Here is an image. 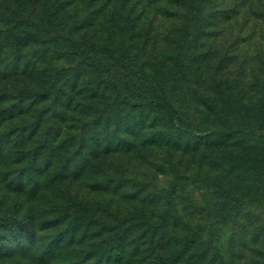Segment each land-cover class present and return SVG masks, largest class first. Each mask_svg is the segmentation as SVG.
I'll list each match as a JSON object with an SVG mask.
<instances>
[{"label":"rangeland","instance_id":"obj_1","mask_svg":"<svg viewBox=\"0 0 264 264\" xmlns=\"http://www.w3.org/2000/svg\"><path fill=\"white\" fill-rule=\"evenodd\" d=\"M51 1L50 7L56 0ZM206 1L202 3L203 11L192 13L190 3L175 5L171 0H78V10L85 13L84 16L91 9L98 10V35L94 40L97 57L104 63L109 61L112 68L118 70L115 78L122 73L124 77L119 83L123 95L116 102V113L110 115L113 121L109 123L108 135L117 134L116 122L124 125V130L138 128L143 122L146 128L140 131L139 141L146 137L169 136L173 128H177L183 143L201 145L194 154L143 144L141 152L135 156L136 163L122 175L123 179H129L128 186H132L128 195L127 190L116 191L111 186L120 175L115 168H109L102 176L94 175L103 171L102 167L92 168L101 165L99 159L88 164L80 181L85 186L84 198L101 203L100 215L95 212L92 216L96 223L89 233L102 226L107 229L117 223L116 218L131 220L144 216L143 199H157L161 208L154 213L155 218L157 214L163 216L164 210L169 215L178 211L179 224L174 234L180 242L193 234L199 238L196 230L204 227L200 239L206 243L184 250L180 264H246L255 256L252 249L264 246V206L257 207L252 202L247 208L234 209L235 201L254 198V186L264 185L258 176V172H264V144L257 138L260 132L256 128L258 107L264 104L263 74L257 72V69L263 71L257 62H264V8L256 12L258 18L255 19L246 14L247 7L243 4L247 0ZM217 15L228 23H219ZM65 20L69 21V16ZM250 58L257 61L250 62L247 67L245 63ZM85 69L95 74L99 72L88 66ZM104 88L100 86L99 98L103 99L97 101L98 106L87 108V116L79 115L89 123L88 136L96 126L90 122L98 120L101 111L116 97L114 87L105 91ZM11 90L10 100L0 102V194L8 195L6 209L9 212L14 205L24 203L21 214L25 216L28 195L10 188L16 185L24 163L18 153V138L29 131L28 126L39 121L31 118L35 112L4 118L9 110L19 105L18 91ZM153 97L157 100L168 98L178 106L180 116L164 112L157 107V102L147 100ZM79 117L72 118L77 128ZM48 119H44L46 122L33 140H43ZM105 121L99 131L104 130ZM152 123L156 125L150 127ZM244 124L247 127L244 133L231 132L234 126L243 128ZM24 125L28 129L22 132ZM68 134L77 136L74 129ZM224 134V139L220 140ZM206 141L207 145H203ZM70 151L72 153L74 148ZM258 152L261 156L256 155ZM48 153L39 159L47 160ZM248 153L251 162L243 164V157ZM78 158L81 163L85 160L84 155ZM243 165L247 166L246 173L241 172ZM96 181L108 187L104 191L93 189ZM231 184L241 186L233 190ZM250 187L253 190L247 196ZM35 202L38 222L48 228L40 230L35 246L28 253L20 252L17 254L20 258H2L0 264H94L82 260V256L93 250L88 245L96 240L89 237L80 244L76 235L77 240L69 241L70 226L61 223L62 216L59 218L60 213L55 211L58 205L62 210L64 204L59 200L54 206L41 194L36 196ZM165 202H169V207L162 205ZM48 208L53 211L44 213ZM112 234L108 232L103 237ZM60 237L71 244L63 248L56 241ZM12 239L8 234L0 247L18 246ZM135 246L126 256L128 264H151L146 248ZM66 250L75 256L63 259L61 254ZM180 251L175 245L169 253ZM132 253L136 254L131 256ZM55 255L56 260L53 259Z\"/></svg>","mask_w":264,"mask_h":264},{"label":"trees","instance_id":"obj_2","mask_svg":"<svg viewBox=\"0 0 264 264\" xmlns=\"http://www.w3.org/2000/svg\"><path fill=\"white\" fill-rule=\"evenodd\" d=\"M181 2L183 4H180ZM203 2L207 1L171 0L170 3L175 5L190 3V12L198 13L203 11ZM50 3H52L51 0H0V82L3 83V88L0 89V102L10 100L11 89H16L19 94L18 108L13 107L4 118L27 116L30 112H35L36 114L31 118H37L39 121L28 126L29 131L18 138L17 146L20 148L18 153L24 163L16 179V185L10 188L18 194L28 195L25 201V204L29 206L26 215L21 214L24 203L14 205L13 211L9 212V209H6L8 195L0 194V220H2L0 242L10 234L13 236L12 241L18 243V246H1L0 260L11 257L20 258V255H17L20 252L28 253L35 246L40 230L43 227L48 228L38 222L37 213L39 212L35 201L36 196L41 194L50 202L52 201L54 206L59 200L61 204H64L62 210L58 205L55 211L60 213L59 218L62 216L60 222L65 223L66 227L70 226L69 241L77 240L76 235L79 236L77 241L80 244H84L89 237L96 240L88 245L93 250L83 253L82 260L93 261L94 264H128L126 256L137 245V247L146 248L149 255L147 258L151 259V264H180L184 250L189 249L190 246L206 243V240L200 239L204 227H198L196 230L199 238L193 234L191 238L180 242L174 234L179 224L178 211L169 215L164 210L163 216L157 214L155 218L154 213L161 208H159L160 200L146 199L144 201L143 199V211L146 215L133 217L131 220L116 218V224L107 229L102 226L103 228L94 229L92 233H89L96 223L92 216L95 212L100 215L101 203L89 202L84 198L82 190L85 186L80 178L85 176L88 164L99 159L101 165L92 166V168L102 167L103 171L100 170L94 175L102 176L109 168H115L120 175L113 180L111 186L116 191L127 190L128 195L132 186H128L129 179H123L122 175L136 163L135 156L141 152L140 148L143 144H148V147L152 148L162 145L172 150L194 154L198 153L197 150L201 145L183 143L178 136L179 133L177 135L179 131L177 128H173L169 136L146 137L139 141L140 131L146 128L143 122L138 128L130 130H124L125 126L116 122L117 134L109 136L107 133L109 123L113 121L110 115L116 113V102L123 95L119 89L121 87L119 83L124 77L119 70L122 76L115 78L118 70L113 69L109 61L104 63L97 57L94 40L98 35V10L91 9L87 16H84L85 13L82 14L80 9L78 10V0H56L52 7L49 6ZM245 5L246 14L257 19L256 12L264 8V0H247L243 6ZM66 16H69V21L65 20ZM218 16L215 17L219 23H228V20ZM124 19L127 21L128 17ZM256 61L250 58L245 64L248 67L250 62ZM257 63L262 66L263 71L257 69V72L263 74L262 82L264 83V62ZM86 66L98 70V74L86 70ZM102 85L103 88L105 87L104 91L107 88L113 90L111 87H114L116 97L112 104L106 105L101 111L98 120L90 122L96 126H93L91 135L88 136L87 131L91 129L89 123L85 121L86 118H80L79 115L87 116V108L93 109L98 106L97 101L103 99L99 98L98 93ZM104 91L101 92L102 95ZM147 100L157 102V107L162 108L163 111L180 116V109L168 98L157 100L153 97ZM26 102L27 104L24 105ZM257 114L256 128L260 132L257 138H260L264 144L263 103L258 107ZM78 117L80 122L77 128L75 124H72L75 121L72 118ZM45 118H49L47 133L43 140H33L46 122ZM104 119H106L105 128L99 131ZM155 125L156 123H152L150 127ZM26 127L23 126L22 132L27 131ZM244 128H247L245 124L243 128L236 125L231 128V132L244 133ZM73 129L77 136L68 134ZM225 135L220 136L219 139L223 140ZM30 143H33L32 146H29ZM218 143L223 142L218 141ZM203 145H207V141ZM1 148L0 145V150ZM73 148L74 151L71 153L70 150ZM44 153H48V159L41 161L39 158ZM80 155H84L85 163L80 162L78 158ZM256 155L261 156V153L258 152ZM243 161V164L251 162L249 153L243 157ZM75 164L77 166L72 170ZM247 171V166L243 165L241 172ZM228 175L229 172L226 173V176ZM258 176L264 182V172H258ZM240 186L241 184H231V189L236 190ZM106 187L108 186L100 185L98 181L92 185V188L98 191L99 189L104 191ZM254 187H256L254 198L235 201L234 209H238V206L247 208V205L252 202L256 203L257 207L264 206V185ZM252 190L250 187L247 196L252 193ZM162 205L169 207V202ZM50 211L53 210L48 208L44 213ZM87 220L89 222L86 223ZM108 232H112V236L103 237ZM131 235L133 236L129 238ZM56 241L63 248L71 244L62 237ZM175 245H178L181 251L175 254L169 253ZM252 250L255 256L246 264H264V246ZM48 251L52 254L50 249ZM135 254L132 253L131 256ZM61 256L63 259H72L75 255L70 253V250H66ZM56 257L57 255L53 256V259L56 260Z\"/></svg>","mask_w":264,"mask_h":264}]
</instances>
